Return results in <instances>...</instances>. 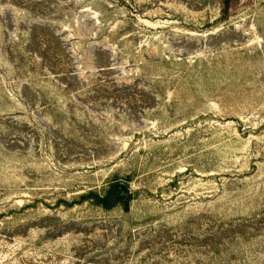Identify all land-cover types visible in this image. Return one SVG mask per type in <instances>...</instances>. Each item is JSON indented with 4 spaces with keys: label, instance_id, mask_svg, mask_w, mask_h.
<instances>
[{
    "label": "rangeland",
    "instance_id": "1",
    "mask_svg": "<svg viewBox=\"0 0 264 264\" xmlns=\"http://www.w3.org/2000/svg\"><path fill=\"white\" fill-rule=\"evenodd\" d=\"M222 10L0 0V264H264V0Z\"/></svg>",
    "mask_w": 264,
    "mask_h": 264
},
{
    "label": "trees",
    "instance_id": "2",
    "mask_svg": "<svg viewBox=\"0 0 264 264\" xmlns=\"http://www.w3.org/2000/svg\"><path fill=\"white\" fill-rule=\"evenodd\" d=\"M232 0H222L223 2V13H226L228 6ZM120 191L115 187V184H111L102 194L94 191H88L84 196L83 200L90 199L95 205H98L104 209H110L120 202L119 198Z\"/></svg>",
    "mask_w": 264,
    "mask_h": 264
},
{
    "label": "water",
    "instance_id": "3",
    "mask_svg": "<svg viewBox=\"0 0 264 264\" xmlns=\"http://www.w3.org/2000/svg\"><path fill=\"white\" fill-rule=\"evenodd\" d=\"M115 187L120 191L119 198L122 199L124 205L126 206L127 201H128L126 189L119 185H116Z\"/></svg>",
    "mask_w": 264,
    "mask_h": 264
}]
</instances>
